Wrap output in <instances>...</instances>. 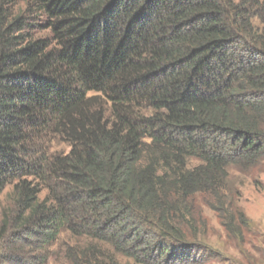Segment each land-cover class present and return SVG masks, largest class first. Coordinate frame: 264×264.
I'll use <instances>...</instances> for the list:
<instances>
[{
    "label": "trees",
    "instance_id": "1",
    "mask_svg": "<svg viewBox=\"0 0 264 264\" xmlns=\"http://www.w3.org/2000/svg\"><path fill=\"white\" fill-rule=\"evenodd\" d=\"M263 158L264 0H0V264H201L195 196L242 241Z\"/></svg>",
    "mask_w": 264,
    "mask_h": 264
},
{
    "label": "rangeland",
    "instance_id": "2",
    "mask_svg": "<svg viewBox=\"0 0 264 264\" xmlns=\"http://www.w3.org/2000/svg\"><path fill=\"white\" fill-rule=\"evenodd\" d=\"M253 25L262 30L258 21L253 20ZM55 149L66 153L68 147L60 145ZM188 164L189 167H193L197 162L189 160ZM227 173L226 197L249 220L250 227L244 231L242 241L230 238L220 225L216 214L204 204L200 196L196 195L195 212L200 217L197 225V242L203 244L207 251H211L209 257L202 256L204 260L201 264H264V158L254 168L238 171L230 167ZM9 192L10 188L0 194V221L1 209L7 205ZM45 195L46 192H42L40 199ZM82 239L83 237L63 232L56 245L50 247L48 251L39 250L31 253V257L29 256L31 264L35 262L41 264L33 259L37 255L40 256L39 260L46 258L45 264H68L69 261H65L63 254H66L69 248L71 254H75L78 249L81 251V245L84 244ZM101 249L107 256H111V259L101 260L102 264H138L128 257L114 253L109 245H104ZM0 254L2 255L1 252Z\"/></svg>",
    "mask_w": 264,
    "mask_h": 264
}]
</instances>
